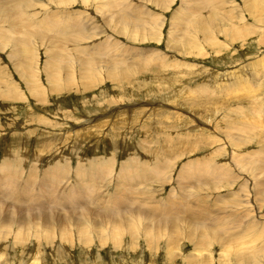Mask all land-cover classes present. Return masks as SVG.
<instances>
[{"label": "rangeland", "instance_id": "374dc122", "mask_svg": "<svg viewBox=\"0 0 264 264\" xmlns=\"http://www.w3.org/2000/svg\"><path fill=\"white\" fill-rule=\"evenodd\" d=\"M0 264H264V0H0Z\"/></svg>", "mask_w": 264, "mask_h": 264}, {"label": "bare ground", "instance_id": "6f19581e", "mask_svg": "<svg viewBox=\"0 0 264 264\" xmlns=\"http://www.w3.org/2000/svg\"><path fill=\"white\" fill-rule=\"evenodd\" d=\"M72 19V18H71ZM74 24V23H73ZM205 31V30H204ZM186 36V35H185ZM188 39V38H187ZM26 44V43H25ZM27 45V44H26ZM62 59H64V56H62L61 57V59H59L58 60V62L59 61H61ZM76 60V59H75ZM74 62V61H73ZM75 62H77V61H75ZM76 64V63H75ZM113 66L115 67L116 66V69L118 68L120 71L124 68V64H122V63H118V62H116V63H114L113 64ZM81 73V72H80ZM89 73H93V70H90V72ZM113 74V72H111V71H107V75H108V77H109V75H112ZM122 74V75H121ZM120 74V76L118 77L116 74V76H117V78H113L112 79V76H111V80H113V81H121V80H123V79H126V74H123V73H121ZM114 75V76H115ZM67 78V77H66ZM65 78V79H66ZM32 81V80H31ZM50 84H51V91L52 92H57V91H67L69 88H71L72 86L68 83V80H64L62 83L61 82H58V81H53V83H56V86H52V82L50 81L49 82ZM32 84V83H31ZM37 85V86H36ZM36 86V87H35ZM40 87H39V85L38 84H34V86H31L30 85V91H32L31 92V94L32 93H34L33 95H34V97H36L39 101H44L45 99L43 98V97H41V95H39L38 93H37V91H38V89H39ZM91 88V86H87L85 89H83V90H87V89H90ZM6 98V97H5ZM195 102V101H194ZM168 142V141H167ZM64 156V155H63ZM130 159V158H129ZM10 160H12V161H14V162H19V158H17V157H11L10 158ZM132 162V161H131ZM125 164V163H124ZM125 166V165H124ZM126 166H128V165H126ZM131 166V165H130ZM4 170H5V172L6 171H8V172H15V171H18V170H14V169H12V168H10L9 166H5V168H4ZM33 172H35V171H30L29 173H33ZM54 172L56 173V172H59V170L58 169H54ZM122 172V171H121ZM123 173V172H122ZM49 174L51 175V172H49ZM124 174V173H123ZM125 175V174H124ZM6 176V175H5ZM5 180V179H4ZM2 186V185H1ZM26 187V186H25ZM24 189H26V188H24ZM25 194V193H24ZM77 198V197H76ZM75 198V195L74 196H71V195H69L68 197H67V201L69 202V204L70 205H75V207L76 206H80L81 205V202L79 201V199L77 198L76 199ZM118 204V203H117ZM126 206V205H125ZM72 207H74V206H72ZM72 207H70V208H72ZM118 208L120 209V206H118ZM140 210V209H139ZM53 211V210H52ZM102 211V210H101ZM114 211H116V210H114ZM156 211V210H155ZM40 213H44V209L43 208H40ZM102 213V212H101ZM105 214V213H104ZM107 214H109V213H107ZM100 215V213L98 214V216ZM81 221V220H80ZM79 221V222H80ZM132 225V224H131ZM127 226H129V225H127ZM163 232V231H162ZM84 233V232H83ZM87 233V232H86ZM85 233V234H86ZM90 233V232H89ZM160 233V232H159ZM164 234V233H163ZM84 236V235H83ZM116 241V240H115ZM82 242V241H81Z\"/></svg>", "mask_w": 264, "mask_h": 264}]
</instances>
